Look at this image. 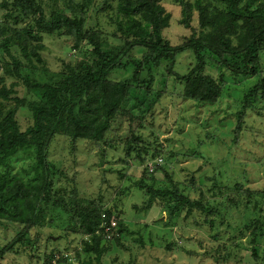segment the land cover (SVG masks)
<instances>
[{"label": "rangeland", "instance_id": "obj_1", "mask_svg": "<svg viewBox=\"0 0 264 264\" xmlns=\"http://www.w3.org/2000/svg\"><path fill=\"white\" fill-rule=\"evenodd\" d=\"M39 1L64 10L68 6L67 0ZM101 2L96 0L88 10L86 28H92L102 50L115 57L121 53L124 39L109 18L114 11L101 12ZM159 2L171 16L163 36L173 46L188 41L194 33L199 35L196 12L191 28H185L179 1ZM3 14L0 10V24ZM41 39V62H35L38 69L23 72L32 81L53 82L77 61L92 58L86 43L75 48L65 36L41 34ZM142 53L136 48L131 55L140 60ZM195 63L194 54L186 51L177 57L174 71L184 75ZM134 67L129 61L127 69L114 70L109 79L129 80ZM205 73L222 86L215 104L184 99L183 83L169 75L163 63L152 70V77L146 71L141 74V83H149L150 95L145 98L146 91H136L142 104L131 93L111 133V144L98 147L86 139L55 137L47 151L50 181L53 190H66L63 206L71 211L67 213L63 207L50 211L47 224L30 232L31 245L14 243L11 250L8 246L21 227L9 223L0 226V264H57L65 257L68 262L62 264H81L90 257L79 254L84 238L74 231L78 230V219L72 207L78 201L102 204L122 223L119 244L109 243L100 264H264V236L255 237L252 228H246L264 218V91L251 96L254 86L264 78V55L254 76L250 69L235 75L216 57L206 54ZM156 92L161 93L160 99L146 111L145 105ZM22 96L29 101L39 98L38 93L25 88ZM18 121L25 130L32 122L31 112L22 109ZM129 124L140 142L126 157L122 138L127 136ZM32 153L33 149L20 151L13 159L11 173L30 179ZM158 159L163 160L162 165L148 172V166L154 168ZM237 184L243 185L242 190L236 189ZM148 187L176 188L216 212L207 216L182 209L171 215L173 201L161 198L147 207Z\"/></svg>", "mask_w": 264, "mask_h": 264}, {"label": "trees", "instance_id": "obj_2", "mask_svg": "<svg viewBox=\"0 0 264 264\" xmlns=\"http://www.w3.org/2000/svg\"><path fill=\"white\" fill-rule=\"evenodd\" d=\"M95 1L67 0L64 10L46 6L39 0H0V10L4 11L0 24V226L9 223L21 227L8 246L10 250L14 243L31 245L30 232L47 224L50 211L60 207L67 213L71 211L63 206L62 195L66 190H53L50 181L47 151L55 137L64 136L73 141L86 139L98 147L111 144V133L116 130L115 123L121 119V109L127 105L131 93L142 104L144 101L135 96L136 91H146L145 98L150 95L149 83H141V74L144 71L150 74L163 63L167 64L168 74L183 83L181 96L184 99L215 104L222 95V86L205 73L206 54L216 57L235 75L246 74L250 69L254 76L264 55V0H178L181 24L191 28L195 12L200 24L199 35L196 37L194 33L178 46H173L163 36V31L170 26L171 16L159 0H101L100 11H114L109 18L116 26L117 35L124 39L121 53L115 57L104 52L96 32L86 28V15ZM41 34L68 37L75 48L86 43L91 47L92 58L77 61L67 68V74L53 82L32 81L23 72L38 69L35 62H41ZM136 48L143 52L140 60L131 55ZM186 51L194 54L196 63L188 73L180 75L174 71L176 59ZM126 58L129 60L125 62ZM129 61L135 66L131 79H109L114 70L127 69ZM24 88L38 93V100L24 98ZM262 91L264 78L254 86L251 96L256 97ZM151 95L146 111H151L161 97L160 92ZM25 108L31 112L32 122L22 130L18 114ZM122 140L126 157H130L140 142L132 125H128L127 136ZM30 149L34 150L32 174L26 180L11 173V165L20 151ZM137 160L144 162L141 157ZM160 165L155 164L154 170ZM242 187L237 184L236 189L240 191ZM147 192L150 195L147 207L158 198L172 200L171 215L182 209L188 213L196 210L207 216L216 212L200 200L182 195L176 188L148 187ZM78 203L72 208L78 219V230L74 231L84 238L79 254L90 256L81 264H100L110 249L109 243L119 244L122 223L112 211L103 209L102 204ZM102 214L106 215L107 224L112 218L117 222L110 238L101 227ZM246 228H252L255 237L264 236V218L248 223ZM63 262H68L66 257L57 264Z\"/></svg>", "mask_w": 264, "mask_h": 264}, {"label": "built area", "instance_id": "obj_3", "mask_svg": "<svg viewBox=\"0 0 264 264\" xmlns=\"http://www.w3.org/2000/svg\"><path fill=\"white\" fill-rule=\"evenodd\" d=\"M155 163L156 164H162V159H158L157 162H155ZM148 167H150L149 172H153L154 171V168H153L152 165H149ZM105 219H106V215L105 214H102V218H101L102 225H101V227L104 228L105 234H106L107 238H110L113 235V232L112 231L117 226V222H116V220L114 218H112L110 220V222L107 224L106 221H105Z\"/></svg>", "mask_w": 264, "mask_h": 264}]
</instances>
